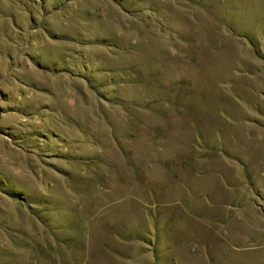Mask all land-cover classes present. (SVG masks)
<instances>
[{"label":"rangeland","instance_id":"rangeland-1","mask_svg":"<svg viewBox=\"0 0 264 264\" xmlns=\"http://www.w3.org/2000/svg\"><path fill=\"white\" fill-rule=\"evenodd\" d=\"M0 264H264V0H0Z\"/></svg>","mask_w":264,"mask_h":264}]
</instances>
